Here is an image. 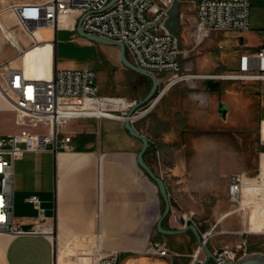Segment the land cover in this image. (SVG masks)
<instances>
[{
  "label": "crops",
  "instance_id": "crops-1",
  "mask_svg": "<svg viewBox=\"0 0 264 264\" xmlns=\"http://www.w3.org/2000/svg\"><path fill=\"white\" fill-rule=\"evenodd\" d=\"M39 1L0 0V66L8 62L11 67L22 68L32 78L42 79L50 77L54 67L67 68L59 66L56 54L58 34L63 27L55 32V44L42 42L32 46L29 36L17 26V19L7 9L10 3ZM181 4L180 13L186 15L181 11ZM188 9L194 12L195 5L189 3ZM69 29L72 30L71 27ZM5 32L24 49L23 53L17 44L7 39ZM43 32L49 41L52 30ZM244 32L249 35V31ZM119 63L121 66L115 71H119L123 77L122 67L129 68L121 61ZM115 77L121 78L116 74ZM169 77L170 74L167 77L159 76L162 90L157 96V103L149 112L134 118L133 125L149 139L150 146L144 153L145 161L157 175L163 177L173 197L183 183H191L195 187L196 180L191 177L195 176L197 163L195 158L188 161L184 157L185 152L190 153L199 148L202 151L203 171L211 177V153L214 149L218 150L222 142L218 138L213 139L211 133L208 134L212 127V119L207 116L210 97L185 88L184 82L168 86ZM208 79L209 87L213 83L220 85L219 82H210L214 78ZM99 87L102 95L117 96L103 92L100 83ZM144 87L148 90L147 84ZM210 92L213 94L216 90ZM199 95L206 97L207 104H202ZM10 111L14 113L11 108H0L1 113ZM198 121L204 127L202 136L196 135ZM124 124L125 119L120 118L72 119L59 134L60 143L65 136H71L66 149L26 152L15 163V220L25 229L33 226L38 210L28 198L37 195L42 201L45 216L55 225V239L59 248L79 247L86 243L92 245L95 233L99 231L102 233V246L117 256L118 264H191L187 256H161L151 250V240L167 242L166 237L157 234L158 222L163 213L162 196L157 183L138 162L142 141L132 136ZM3 130L6 134L20 132L19 127ZM261 166L257 188L242 190L248 205L257 203L256 193H264L261 186L264 178L263 160ZM185 170L189 172L187 178L183 175ZM232 213L228 212L222 218ZM163 224L168 228L184 227L180 212L174 209L165 223L163 220ZM246 226L254 225L247 223ZM179 238L189 244L190 234H181ZM92 255L90 249H84L77 259L81 264L89 263ZM60 258L56 254V243L49 237L14 236L0 232V264H67V258L63 262Z\"/></svg>",
  "mask_w": 264,
  "mask_h": 264
},
{
  "label": "built area",
  "instance_id": "built-area-1",
  "mask_svg": "<svg viewBox=\"0 0 264 264\" xmlns=\"http://www.w3.org/2000/svg\"><path fill=\"white\" fill-rule=\"evenodd\" d=\"M110 0H40L39 2L10 3L9 9L22 30L36 46L47 41L43 30L57 32L67 17L74 25L81 17L82 28L86 32L125 44L126 53L138 67L155 74L157 77L169 73L167 85L180 82L188 83L192 88L198 79H264V45L257 51L242 54L239 72L236 74H197L186 70L181 61L182 50L178 37L170 34L164 24L172 0H116L106 7ZM195 5L194 12L188 9L186 14L189 25L188 35L200 45L213 32L250 30V0H179ZM191 11L193 13H191ZM181 14V13H180ZM183 14V13H182ZM7 39L14 40L6 32ZM18 45V44H17ZM20 52L24 49L18 45ZM0 90L11 103L15 114V123L20 132L0 134V232L14 236L42 235L54 241L55 225L45 216L42 201L37 195L28 200L38 210V215L29 229L22 227L14 217L15 163L26 152H57L66 149L71 136H65L60 143L59 134L72 119L83 117H107L95 113L99 107L115 114V117L126 119L129 110L138 102L128 101L123 97L102 95L98 83V73L92 68H58L54 67L48 78L28 77L22 68L11 67L4 63L0 66ZM159 78V77H158ZM202 104L207 101L199 95ZM158 98L138 107L134 118L149 112ZM226 103L219 105L223 110ZM229 108L226 111V119ZM222 116L221 112H219ZM224 118V117H223ZM260 171L259 175H261ZM244 172L230 173L228 176V194L232 202H241ZM262 188L264 190V178ZM261 188V187H260ZM260 195V193H256ZM238 210V209H236ZM232 210L230 212H235ZM263 224L260 232L264 234V200L262 201ZM184 225L194 224L191 217L181 218ZM232 233H249L248 230L230 231ZM207 243L212 232H201ZM244 236V237H245ZM102 233H95V241L89 246L93 252L90 262L85 264H118L115 254L107 252L102 246ZM202 247L196 250L193 264H203L199 258ZM151 250L161 256H179L175 250L158 241H151ZM216 260L211 264H224L237 261L248 253V238H243L234 249L223 248L213 251ZM56 254L57 249H56ZM75 264H81L76 257Z\"/></svg>",
  "mask_w": 264,
  "mask_h": 264
},
{
  "label": "rangeland",
  "instance_id": "rangeland-1",
  "mask_svg": "<svg viewBox=\"0 0 264 264\" xmlns=\"http://www.w3.org/2000/svg\"><path fill=\"white\" fill-rule=\"evenodd\" d=\"M157 1L163 2V0ZM250 4L248 36L243 31H218L213 32L200 45H196L190 39L187 17L181 13L178 43L182 50L180 58L184 68L189 72L204 75L240 73L239 59L241 55L257 51L264 45V0H250ZM188 8L189 3L182 2L181 11L187 12ZM16 24L22 29L18 22ZM61 26L63 28L59 31L57 49L55 48L60 67L95 69L103 92L113 93V95L123 97L128 101H132L131 99L142 100L147 95L146 91L148 90L144 89V86L147 84V88H151L152 80L150 78L125 67H122L123 77L119 71L116 73L115 70L121 66L119 47L92 41L82 36L71 21L63 23ZM51 35L52 37L49 39L55 36V32L52 31ZM115 74L121 78L118 79ZM161 75L167 77L169 74L163 73ZM209 80H194L197 85L194 88L186 82L183 85L187 89L202 92L206 97H210L207 116L212 119V127L211 130H208V134L211 133L212 138H218L222 144L221 147L217 145L220 148L214 149L211 153V177L203 171L204 163L200 156L202 151L199 148L190 153L185 152L184 157L188 161L195 158L197 163L196 170L194 169L195 176L191 177L192 180H196L194 182L195 187L191 183H183V186H179L177 195L172 197L169 194L171 208L164 218V223L173 213V209L178 210L180 220L184 215H187L192 218L201 232H212L207 244L213 251L223 248L234 249L242 242L243 238L247 237L248 253L253 251L264 253V234L259 233L263 224L262 201L264 200V193L261 196L255 194L257 203L247 206H242L241 202H232L228 194V176L236 171L244 172L247 177L243 184V190L251 191L257 188L258 175L262 171L261 160L264 161L262 150L264 146V79L214 78L210 82H219L220 85L216 86L213 83L211 87L208 86ZM161 90L162 86L158 88V92L152 99L156 98ZM213 90L216 92L212 94L210 91ZM221 103H226L229 106L227 120H223L219 114L218 108ZM14 117L15 115L11 111L0 112V128L18 127ZM199 122H197L196 135L202 136L205 133L204 127H201ZM3 129L1 130L2 135L6 134ZM215 170L218 173H215ZM188 173V170H185L183 175L187 178ZM243 199L245 200L244 197ZM162 207L164 210L163 197ZM232 210L236 211L222 218L224 214ZM247 223L255 227H247ZM163 226L168 228L164 224ZM232 230H248L249 233H244L245 236L241 232H229ZM157 232L163 238L166 237L167 242H161L159 239L151 241H158L171 250L177 251L180 253L179 256L189 257L191 264H193L194 254L199 248V244L191 231L187 232L190 234L189 244L179 238L181 234H164L158 229ZM87 244L79 247L59 248L60 253L58 255L59 258L61 257V262L67 258V264L72 260L71 264H75L78 254L84 249L89 250L90 245ZM199 258L205 260L203 248Z\"/></svg>",
  "mask_w": 264,
  "mask_h": 264
},
{
  "label": "water",
  "instance_id": "water-1",
  "mask_svg": "<svg viewBox=\"0 0 264 264\" xmlns=\"http://www.w3.org/2000/svg\"><path fill=\"white\" fill-rule=\"evenodd\" d=\"M115 1L116 0H110V2L107 4L106 7L111 6ZM179 17H180V2L179 0H172L169 10H168V18L165 21L164 26L170 34L176 37H178L180 33ZM82 19L83 17L79 19L77 26H76V30L78 31L79 34H81L82 36L92 41L102 42L105 44L114 45V46L119 47L120 60L122 64L133 71H136L140 74H143L149 77L152 80V86L149 92L147 93V95L129 110L128 117L125 119L124 126L132 136L142 141L143 146H142L141 151L138 154V162L140 166L147 172V174L157 183L159 187V191L165 202V208L163 210L162 216L157 226L159 232L164 233V234H183V233H187L188 231H191L195 235L197 243L199 244L200 247L203 248L205 252V260L203 264H211L212 260H216V257L213 253V250L203 240L202 233L195 224H189L182 228H177V229H172V228L169 229L163 226V220L168 215L170 208H171L169 192H168V189H167V186H166V183L163 177L157 175L145 161L144 153L146 152L147 148L150 146L149 139L145 135H143L140 131H138L133 125V120L131 116L133 115V113L138 107L148 103L150 100H152V98L158 92V88L160 85L159 78L155 74L148 72L138 67L137 65H135L128 57L126 53L125 44L123 42L103 38L97 35L90 34L86 32L85 30H83ZM56 54H57V50H56ZM228 108L229 107L226 105L223 110H219V112H221L224 119H226V111L228 110ZM262 150L264 152V146L262 147ZM224 264H264V253L261 251L249 252L241 256L237 261H228Z\"/></svg>",
  "mask_w": 264,
  "mask_h": 264
},
{
  "label": "bare ground",
  "instance_id": "bare-ground-1",
  "mask_svg": "<svg viewBox=\"0 0 264 264\" xmlns=\"http://www.w3.org/2000/svg\"><path fill=\"white\" fill-rule=\"evenodd\" d=\"M71 19L69 17H67L65 19V21L63 23H68L70 22ZM62 23V24H63ZM49 37V36H48ZM46 43H50V44H55L56 43V40L55 38L53 37L52 39H50L49 41H45ZM26 74V73H25ZM27 75V74H26ZM28 76V75H27ZM30 77V76H28ZM32 78V77H31ZM0 100L1 102H3L2 105H0V108H10L11 106V103L9 102V100L4 96V94L1 92L0 90ZM95 113L99 114V115H102V116H107V117H110V116H113L115 117L114 115L115 114H112L110 112H107V111H104L101 109V107H99L97 110H95ZM263 189V188H262ZM264 191V190H263ZM241 204L242 206H247L248 203L246 200L243 199V197H241ZM54 239V242L56 243V249H57V253L59 254V246L57 245V240L55 239V237L53 238Z\"/></svg>",
  "mask_w": 264,
  "mask_h": 264
},
{
  "label": "trees",
  "instance_id": "trees-1",
  "mask_svg": "<svg viewBox=\"0 0 264 264\" xmlns=\"http://www.w3.org/2000/svg\"><path fill=\"white\" fill-rule=\"evenodd\" d=\"M149 90H150V88L148 89V92H149ZM148 92H147V93H148Z\"/></svg>",
  "mask_w": 264,
  "mask_h": 264
}]
</instances>
